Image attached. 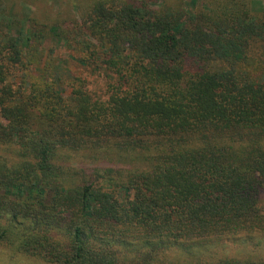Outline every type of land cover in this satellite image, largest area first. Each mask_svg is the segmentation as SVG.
I'll return each instance as SVG.
<instances>
[{
    "label": "trees",
    "instance_id": "16d2710c",
    "mask_svg": "<svg viewBox=\"0 0 264 264\" xmlns=\"http://www.w3.org/2000/svg\"><path fill=\"white\" fill-rule=\"evenodd\" d=\"M190 4L96 0L60 27L103 95L42 52L57 26L0 18V245L51 264H264L204 256L264 235V9Z\"/></svg>",
    "mask_w": 264,
    "mask_h": 264
},
{
    "label": "rangeland",
    "instance_id": "374dc122",
    "mask_svg": "<svg viewBox=\"0 0 264 264\" xmlns=\"http://www.w3.org/2000/svg\"><path fill=\"white\" fill-rule=\"evenodd\" d=\"M95 1L96 0H0V18L2 16L9 17V19L13 22L12 27L14 29V33H16V30L20 28L21 30H25L26 33L33 35L32 31L35 29V24L41 26L46 25L48 27L57 26V28H59L58 32L51 31V28H49V32L46 34V38L44 40L45 42L39 46L40 49L42 52L44 51L45 55H48V60L49 55L53 58V61H50V63H55L58 69H70L77 76L86 79L89 89L95 95H103L106 92V86H104L105 77L95 73L90 66H85L84 63H81L80 57L88 53L86 50L83 52L81 46H76L74 48L72 42L66 41L62 31L63 28L84 23L85 13ZM154 1L157 5H160L161 3L171 6L184 5L189 11L193 9V4H190L192 0ZM247 1L254 10L264 9V0ZM215 3L216 0H198L197 8L205 5L212 7ZM2 10H4L5 13L2 14ZM9 11H11V13H9ZM87 37H89L88 34ZM35 42L38 43L36 38ZM42 63H46V60ZM63 163L76 164L78 166L85 165L83 163H79L77 160H64ZM259 207L264 210V187L260 191ZM195 251L199 252V249H196ZM178 254L180 255L173 257L176 259H185L187 257V254ZM257 255H264V235L260 233H255L249 237H237L236 239L234 238L230 241H214L213 243L207 245L206 253L204 254V256L211 258H254ZM0 264L51 263H48L38 257L29 256L0 245Z\"/></svg>",
    "mask_w": 264,
    "mask_h": 264
}]
</instances>
